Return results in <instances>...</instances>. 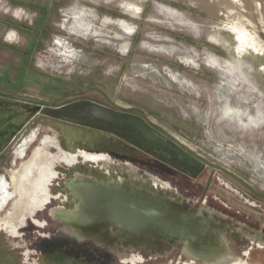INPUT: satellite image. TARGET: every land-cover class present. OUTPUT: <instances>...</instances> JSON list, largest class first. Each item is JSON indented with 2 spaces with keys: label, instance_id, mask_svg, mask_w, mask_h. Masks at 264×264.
<instances>
[{
  "label": "rangeland",
  "instance_id": "1",
  "mask_svg": "<svg viewBox=\"0 0 264 264\" xmlns=\"http://www.w3.org/2000/svg\"><path fill=\"white\" fill-rule=\"evenodd\" d=\"M0 83L35 104L84 100L142 118L203 163L212 205L264 232V0H0ZM33 130L15 167L44 135L63 147L94 136L63 139L40 113L22 139ZM35 230L27 221L18 233ZM20 238L0 229L13 259ZM243 246L228 253L264 264V247Z\"/></svg>",
  "mask_w": 264,
  "mask_h": 264
},
{
  "label": "flooded vegetation",
  "instance_id": "2",
  "mask_svg": "<svg viewBox=\"0 0 264 264\" xmlns=\"http://www.w3.org/2000/svg\"><path fill=\"white\" fill-rule=\"evenodd\" d=\"M76 103L83 106L93 102L81 100L71 104ZM53 108L23 99L12 87L0 83V229L11 236L19 235L22 242L14 248L22 258L13 259L0 241V264H139L177 252L187 260L182 264H247L245 259L228 253V249L244 248L246 244L264 247V232L210 203V178L203 186L198 185L205 173L203 163L142 118L116 111L140 118L162 139L163 146L148 143L138 131L123 123L88 119L79 113L68 119L54 118L49 114ZM79 110L77 107L76 111ZM38 113L53 119L63 132V139L77 129L91 130L94 136L78 134L76 139L64 140L63 147L62 139L44 135L28 158L15 167L16 159H8L11 155L23 158L35 142L36 130L22 137ZM52 146L57 153L50 152ZM57 162L64 167L63 173L55 170ZM93 182L137 188L174 201L184 208V213L206 217L225 227L221 230L225 239L222 241L221 235L216 237L211 257L203 262L184 247L183 239L176 245L165 241L142 248L130 240H120L119 229L101 232L79 225L72 220L80 201L70 194L71 186L83 187ZM52 185L54 193L50 192ZM40 211L43 216L37 218ZM27 221L36 228L30 236L18 233ZM56 240L60 242L57 244Z\"/></svg>",
  "mask_w": 264,
  "mask_h": 264
},
{
  "label": "water",
  "instance_id": "3",
  "mask_svg": "<svg viewBox=\"0 0 264 264\" xmlns=\"http://www.w3.org/2000/svg\"><path fill=\"white\" fill-rule=\"evenodd\" d=\"M80 105L58 106L49 114L54 118L68 119L70 115L79 113L88 119L123 123L133 127L148 143L163 146L162 139L138 117L122 115L95 103ZM70 194L80 201V206L72 213L75 223L101 232L119 229L121 233L117 236L120 240H130L142 248L154 247L165 241L176 245L183 239L184 247L203 262L211 257L213 242L225 228L206 217L184 213V208L174 201L137 188L93 182L83 187L72 185ZM223 239L225 237L221 235Z\"/></svg>",
  "mask_w": 264,
  "mask_h": 264
},
{
  "label": "trees",
  "instance_id": "4",
  "mask_svg": "<svg viewBox=\"0 0 264 264\" xmlns=\"http://www.w3.org/2000/svg\"><path fill=\"white\" fill-rule=\"evenodd\" d=\"M83 136H85V135H83Z\"/></svg>",
  "mask_w": 264,
  "mask_h": 264
}]
</instances>
